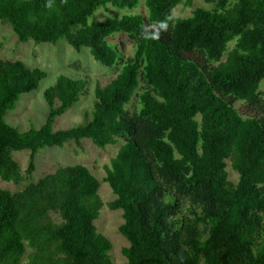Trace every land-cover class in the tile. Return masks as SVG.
I'll return each instance as SVG.
<instances>
[{"label":"trees","instance_id":"obj_1","mask_svg":"<svg viewBox=\"0 0 264 264\" xmlns=\"http://www.w3.org/2000/svg\"><path fill=\"white\" fill-rule=\"evenodd\" d=\"M184 1L192 0H146L147 16L90 23L99 10H135L139 0H0V21L21 43L66 41L119 70L96 86L86 123L63 131H55L56 121L89 82L59 77L44 94L45 125L22 133L6 117L48 75L0 61V179L24 182L15 152L31 153L33 175L45 149L90 140L105 150L123 141L105 183L117 197L109 209L123 211L128 264H264V116L245 118L234 106L264 113V0H205L212 10L170 23ZM117 35L134 42L133 59L111 45ZM135 98L140 111L131 115ZM100 188L77 165L19 193L0 190V264L25 257L24 264H113V244L95 225L104 208Z\"/></svg>","mask_w":264,"mask_h":264},{"label":"rangeland","instance_id":"obj_2","mask_svg":"<svg viewBox=\"0 0 264 264\" xmlns=\"http://www.w3.org/2000/svg\"><path fill=\"white\" fill-rule=\"evenodd\" d=\"M146 0H139V7L135 10L127 8H113L109 10H99L90 23L104 22L108 19L120 18L126 15L141 14L148 15L145 7ZM212 10L213 6L207 5L205 0L184 1L174 12L170 23H175L180 19H188L193 16L196 9ZM113 47H116L124 56V59H133L135 56V44L127 36L117 35L110 40ZM234 44L229 46L231 50ZM0 61L25 63L31 68H38L47 73L48 77L41 84L40 89L30 95L22 97L17 104L15 111L10 112L6 117V122L25 133L32 129H41L47 120L49 108L45 101L44 94L55 85L61 76L74 79L88 80L89 85L81 101L75 105L65 116L59 118L55 124V131L74 129L86 123V113L93 111L95 99V90L98 84L105 86L116 78L119 70L108 69L97 63L88 49L77 52L70 47L66 41H61L57 45L36 44L34 42L21 43L9 25L0 21ZM261 91H264V83L261 85ZM235 108L245 117H263L264 113L259 108H249L245 103L236 102ZM140 111V104L135 98L128 107V112L135 115ZM121 141L118 145L109 146L105 150L96 147L92 141L84 140L81 147L75 143H69L63 148L45 149L35 158L36 172L28 175L31 163V153L15 152L13 157L21 167L24 182L20 185L5 183L0 179V190L11 193H19L31 184L38 183L49 174L55 173L58 169L68 166H85L99 180L101 188L100 197L104 203L99 220L95 223L100 234L107 237L113 244V250L110 253L113 264H128V260L123 256L122 251L130 247L129 242L121 235L120 228L124 224L123 211H111L108 205L114 202L117 197L114 195L110 186L105 183L107 177L106 167L110 166L111 161L117 156ZM230 181L237 183L239 176L236 174L230 164L228 168ZM189 203L185 204L184 214L189 216L187 211ZM52 219L57 224L61 223L58 215L52 214ZM206 226L201 225V230ZM27 250V256L31 254ZM27 262V257L23 263Z\"/></svg>","mask_w":264,"mask_h":264}]
</instances>
